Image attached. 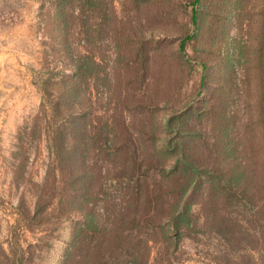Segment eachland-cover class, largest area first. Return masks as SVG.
<instances>
[{
    "label": "rangeland",
    "instance_id": "obj_1",
    "mask_svg": "<svg viewBox=\"0 0 264 264\" xmlns=\"http://www.w3.org/2000/svg\"><path fill=\"white\" fill-rule=\"evenodd\" d=\"M58 1L0 0V264H264L249 201L207 218L206 174L226 180L238 161L264 158V0H197L194 22L192 0H110L101 26ZM119 39L127 57L144 42L143 72L115 74ZM112 119L133 133L149 182L157 162L195 173L178 224L128 234L126 180L105 177L103 196L85 195L78 136Z\"/></svg>",
    "mask_w": 264,
    "mask_h": 264
},
{
    "label": "trees",
    "instance_id": "obj_2",
    "mask_svg": "<svg viewBox=\"0 0 264 264\" xmlns=\"http://www.w3.org/2000/svg\"><path fill=\"white\" fill-rule=\"evenodd\" d=\"M68 1H76L79 4V8L82 9V12H86V10H88L89 13L96 12L99 15L98 26L102 25V17H105L104 11L107 12V8H111L110 0H59L58 2L66 4ZM196 1L197 0H192L188 3L193 8L190 16L192 22L195 21L196 16ZM189 5L184 4L185 7ZM115 28V31L119 30L117 27ZM132 36L133 40L139 39V37L134 34ZM126 39L129 41L128 37ZM121 41L123 40L119 39L116 41V46L119 48L117 49L118 51L115 59V74L123 76L121 74L122 71H130L129 69H132L134 76H136L139 71L141 73L145 68V60H138V58H144L140 53L142 51L141 46L144 42H140L139 49L132 57H127L125 52L121 50L123 45H125L121 43ZM182 43L183 40L180 43L181 48H183ZM77 58H80L81 61L77 60L78 63L76 64L74 78L76 80L79 79L78 82H84L87 77L84 74L87 64V62L84 63L86 56L79 55ZM137 61L139 63H137ZM91 64H94L93 60H91ZM137 64H139V67H137ZM201 84L202 82L200 85ZM123 101L124 96L122 97V102ZM84 115L86 116V113L80 114V118ZM118 122L119 121L115 119L110 121L99 120L97 123L91 124V129H85V132H81L78 136L79 140L82 139L81 143L83 147H77L76 156L77 159H80L78 166L83 167V174H81V177L83 181L82 188L84 190L86 189L85 195L89 198L94 197L93 189L94 186H97L98 190L94 192L99 196H103L104 192L102 186L105 177L106 179L108 176L114 180L118 179L119 184H124L126 180V184L123 186L124 188H129V190L125 189L124 195L127 194L129 199H132L134 202V206L128 204L132 207L125 211L127 214H129V212L131 213V221H129V226L127 227L128 234L132 231L129 229L134 228V226L136 228L143 227L145 231H155L161 228L163 221L164 223L170 222L178 224L186 213V211L185 213L183 212V208L178 209V205L182 195H184L195 176V173L188 170L189 164L187 162L182 164L181 167L177 165L174 171H164L162 169V162H157L158 165L155 166L157 175L149 182L145 179L146 175L140 170L142 161L139 156L142 155L138 153L139 147L134 145V141L132 140L133 133L123 124L121 125L122 128H119ZM198 136L199 134L196 137ZM196 137L194 135L192 136V138ZM57 138L59 139V137ZM88 152H91V157L95 156V158H91ZM129 153H133L134 157L127 156ZM209 153L210 151L206 154ZM206 156L207 159L204 158V162H209L212 158L210 155ZM59 158L61 160V156H59ZM63 160H67L66 156H64ZM190 161H194L192 157H190ZM248 161V164L243 159L242 161H238L232 172L228 174L226 180L222 178L224 174H218L213 171H208L206 173L208 175V181L210 182L207 195L212 197V202L208 208L209 212H207V218L213 220L217 215V211L219 212L225 203L231 204L234 200L238 202V204H248L249 201L251 205L249 220L252 224L255 222V226L258 225L260 235H257V238L264 244V158L260 159V164H257L259 160L254 159V157L250 158ZM241 162L242 170L240 169ZM241 180H243L244 185L243 187H238L237 182L239 183ZM224 181L229 184L224 185ZM142 199H144L145 205L143 209L140 210L139 205ZM218 201L221 202V204L219 203L220 205H218ZM221 218L223 221L231 222L233 220L227 211ZM122 219L125 218L122 217ZM124 222L125 221H121L122 224H124ZM187 222H190V220H187ZM217 231L225 237L224 239L226 241L231 242L230 240L234 238L233 235H231L233 230L225 226H217ZM254 233H249L250 237H252L251 241L256 240Z\"/></svg>",
    "mask_w": 264,
    "mask_h": 264
}]
</instances>
